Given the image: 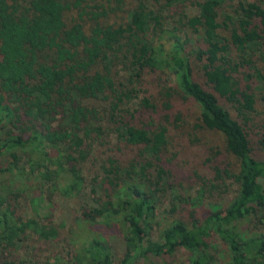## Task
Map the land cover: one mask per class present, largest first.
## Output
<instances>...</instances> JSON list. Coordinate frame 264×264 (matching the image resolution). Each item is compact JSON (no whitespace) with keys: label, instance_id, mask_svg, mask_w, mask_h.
<instances>
[{"label":"trees","instance_id":"obj_1","mask_svg":"<svg viewBox=\"0 0 264 264\" xmlns=\"http://www.w3.org/2000/svg\"><path fill=\"white\" fill-rule=\"evenodd\" d=\"M193 56L209 61L204 83ZM175 96L197 105L193 123L171 116ZM262 101L264 0H0V264H51L21 250L59 237L57 226L24 219L14 180L32 176L71 198L93 168L104 195L81 216L90 235L71 264H115L102 232L118 228V264H169L182 251L189 264H219L214 239L228 264H264V158L255 153L264 131L251 128ZM200 135L223 138L225 151L207 144L209 175L195 172L196 197L185 196L170 164ZM225 153L233 162L222 166ZM228 181L235 197L214 205ZM169 197L170 213L188 216L154 239Z\"/></svg>","mask_w":264,"mask_h":264},{"label":"rangeland","instance_id":"obj_2","mask_svg":"<svg viewBox=\"0 0 264 264\" xmlns=\"http://www.w3.org/2000/svg\"><path fill=\"white\" fill-rule=\"evenodd\" d=\"M238 0H232V3H236ZM70 18H77V12L70 13L68 15ZM191 47L190 45L188 48ZM208 61V60H207ZM206 60L200 61L196 56L191 57V62L194 71L196 72L197 77L204 83L207 80L209 69L207 68L208 62ZM171 84L170 87L175 86L174 78L170 79ZM155 99H162L159 95V92L156 90ZM159 103H162L159 102ZM174 105L173 109L170 111L172 117L176 115H181L187 123H193L195 119L199 116V111L197 105L192 101H186L182 98L175 96L172 100ZM231 111L232 115H235L236 112L228 107ZM258 112L254 114L252 117L254 121L251 123V128L256 132L264 131V101H262V106H257ZM201 136V135H200ZM204 140L198 146L193 147V149H188L185 146V149L178 148L179 155L176 159H174L173 163L170 164V167L175 172L177 176V181L183 185V188H179L180 192L183 195L192 194V197H196L195 190L192 187L196 185V179L193 177L195 172H199L200 175H209L210 169L207 168L210 164L206 165V161L212 156L208 149L207 144L212 145L216 141V145L220 147L222 151H225V143L224 139L214 136H201ZM255 139H259L256 142V155L259 158H264V144L261 143L262 135L255 136ZM263 141V140H262ZM189 145L188 143H186ZM102 150V148L100 149ZM175 149L173 147L170 148L168 152V156L172 157ZM216 155V154H215ZM96 157H100L99 154L96 153ZM6 160L1 159L0 163L5 165ZM27 161V159H25ZM232 161L233 158L230 157L227 153L224 155L218 156V162L220 165L224 166L225 163ZM88 166V165H87ZM95 169L93 168L91 172L87 169L85 174L87 176V183L84 187L83 193L77 197H65L61 195L60 189L58 187L57 193L51 194L49 190H44L39 187V183L32 178V176H26L20 181L14 180L15 182L11 184L13 177L11 175L1 176L2 179L7 178V185L11 186L14 189H19L21 187V197L19 198V202L16 203L18 205L20 213L23 215L24 219L35 218L41 223L50 224L51 226L58 227L59 237L57 240H52L46 243L34 241V243L26 244L25 248L21 250L22 253L28 252L33 255L36 254L44 259L49 258L51 260V264H71L73 256L76 255L79 249L84 247L88 236L90 235V229L82 225V214L84 210H91L92 208L98 206L97 200L104 195V192L97 187L93 186L92 180L94 178ZM32 179V180H31ZM192 179V183H190ZM66 183L65 181L61 184ZM60 185V184H59ZM229 194L219 195L216 194L211 201L214 205H219L226 207L229 202L235 197L237 193V186L232 184V181H228ZM47 188V187H46ZM15 192H19L13 190ZM41 192L44 194L43 201L37 200V193ZM42 194V195H43ZM34 200V202H32ZM50 200V201H49ZM171 197H169L163 204H161L158 211L157 223L154 224L153 229V238L157 239L159 235V231L164 225L172 222L175 218H180L182 216L187 217L188 214L186 212H179L176 214L170 213ZM50 202L52 203V207L49 206ZM213 205V206H214ZM50 207V208H49ZM206 209L209 206L206 204ZM160 223V224H159ZM102 233H104L109 243L112 246L114 256H115V264L120 263L123 258L125 252V246L123 243L122 234L123 231L121 228L118 229H105ZM212 245L215 247V254L219 260V264H228L229 256L227 253V246L218 241L216 239L212 240ZM169 264H189L188 256L182 251L173 261ZM137 264H146L143 261L137 262ZM157 264V263H155ZM160 264V263H158Z\"/></svg>","mask_w":264,"mask_h":264}]
</instances>
